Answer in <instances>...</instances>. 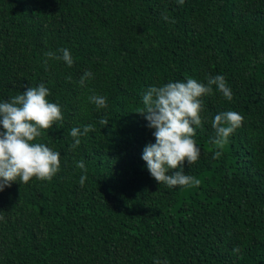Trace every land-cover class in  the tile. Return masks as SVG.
Instances as JSON below:
<instances>
[{
    "label": "trees",
    "instance_id": "obj_1",
    "mask_svg": "<svg viewBox=\"0 0 264 264\" xmlns=\"http://www.w3.org/2000/svg\"><path fill=\"white\" fill-rule=\"evenodd\" d=\"M63 48L71 67L45 56ZM209 75L233 99L203 97L200 158L184 163L200 184L161 185L142 159L155 129L135 111L150 86ZM41 83L64 120L36 142L61 167L0 191V264H264V0H0V102ZM229 110L244 120L221 148L211 120Z\"/></svg>",
    "mask_w": 264,
    "mask_h": 264
},
{
    "label": "clouds",
    "instance_id": "obj_2",
    "mask_svg": "<svg viewBox=\"0 0 264 264\" xmlns=\"http://www.w3.org/2000/svg\"><path fill=\"white\" fill-rule=\"evenodd\" d=\"M178 3L183 5L184 0H178ZM163 18L169 19L167 15ZM60 52L62 56L51 51L46 52L45 56L62 59L71 67L74 60L70 51L63 48ZM93 75L91 71H86L79 82L81 86ZM213 86L227 100L233 99V93L223 75H209L207 83L187 79L186 82L154 85L143 94V107L135 112L144 115L148 121L147 126L155 129V143L150 142L144 147L142 159L159 184L169 188L199 186V179L185 174L184 163L187 161L192 165L200 158L201 149L193 137L196 129L203 127V97L214 94ZM50 94V89L41 83L37 87H27L22 94L0 102V124L3 126V130H0V191L16 181L23 184L33 178L51 181L60 170L61 154L44 143L36 142L44 131H49L53 126L60 127L64 120L61 106L47 99ZM88 99L97 109L107 107V98L104 96L93 94ZM243 120L242 115L231 110L215 115L211 120L215 131L213 144L222 148L230 135L242 126ZM108 122L107 119L100 120L104 126ZM90 130H94L91 125L85 126L83 131L72 128L70 135L74 143L70 149L78 147L81 144L80 137L87 135ZM220 155L217 151L213 158ZM77 166L85 171V175L79 179V184L83 186L87 179V169L83 161L77 162ZM0 220H5V217L0 215ZM233 251L239 252L240 249L237 247ZM156 264L161 262L157 260Z\"/></svg>",
    "mask_w": 264,
    "mask_h": 264
}]
</instances>
